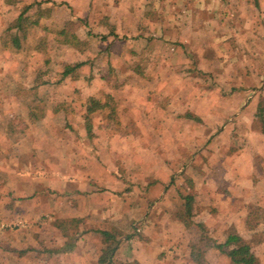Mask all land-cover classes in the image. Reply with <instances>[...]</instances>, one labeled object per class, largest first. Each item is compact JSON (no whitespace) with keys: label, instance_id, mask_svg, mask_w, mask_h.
I'll use <instances>...</instances> for the list:
<instances>
[{"label":"crops","instance_id":"obj_1","mask_svg":"<svg viewBox=\"0 0 264 264\" xmlns=\"http://www.w3.org/2000/svg\"><path fill=\"white\" fill-rule=\"evenodd\" d=\"M51 1L69 11L71 20L78 18V13L85 14L87 22L104 16L103 19L117 26L116 33L123 34L125 43L149 46L144 50L147 54L137 53L132 57L126 53V59L151 61L141 68L125 67L118 72L123 77L119 89L135 93L120 105L124 106L118 111L122 131L109 130L104 115L102 126L86 124L84 132L79 126L70 135L71 139L57 134L48 138L37 131V140L31 138L28 125L53 116L74 129L84 122L85 115L92 118L104 113L90 112L88 100L101 99L105 97L101 92L110 93V89H98L97 85L87 88L92 92L83 102L73 94L55 97L51 101L52 110L49 105L46 114L38 120L31 116L30 109L21 120L16 115L18 109L31 103L13 95L19 87L35 95L45 90L76 93L83 84L80 83L84 78L82 68L60 84L61 76L54 84L21 83L13 89V85V88L4 87L0 79V111L15 113L14 121L9 117L5 126L8 128L11 123L14 128L20 120L25 127L23 136L13 132V128L9 131L0 127V171L11 172L6 180H0V189L6 190L0 195L2 226H11L13 219L21 221V228L28 227L25 223L28 220H37L41 225V221L54 219L58 228L53 227L65 236L69 231L63 223L71 220L77 222L71 234L80 233L78 240L65 242L57 252L48 246L29 248L34 242L29 237L28 244L23 242L20 250H29V256L37 255L38 264L49 261L50 264H100V259L114 246L110 264H223L224 261L233 264L226 254L207 247L205 240L223 244L230 235H237L256 252L250 242L255 229L249 226V221L251 206L256 216L264 219V34L251 38L240 37L234 29L233 33L224 31L232 27L230 18L224 21L231 16L228 12L232 6L229 11L224 6L228 7L233 0H16L15 3H28L23 10L25 17L40 9L45 17L35 26H42L54 7ZM235 2L243 10L251 5V0ZM257 3L264 10V0ZM114 11H118L117 20ZM23 12H17V22ZM255 26L264 28V19L250 22V27ZM239 40L247 45L241 54L237 49ZM224 42L235 49L228 63L222 54ZM233 42L236 47L232 46ZM2 44L0 33V48ZM179 48L181 59L176 56ZM9 58L0 53V64H9ZM180 60L184 64L181 69ZM1 68L0 77L4 73L13 76L11 69ZM89 71L88 79L93 76L92 79L105 81L98 72L92 73L91 68ZM150 74L156 78L145 86L127 82V77L137 80L140 75ZM244 75L249 76L246 81L240 78ZM213 78L217 81L215 85L211 84ZM9 91L12 94H3ZM138 93L141 96L153 93L157 100L141 102L136 98ZM208 96L216 98L214 104L211 105ZM65 106H70V111H65ZM124 111L129 124L123 122ZM3 122L0 114V124ZM60 130L64 131V127L60 126ZM146 136L154 139L155 152L165 157L157 169L144 166L143 156L147 154L142 141ZM44 139L51 142V151L42 145ZM42 151L48 154L47 159ZM229 153L236 156L230 170L224 162ZM36 154L39 167L35 162L32 166L30 163ZM251 155L256 158L250 159ZM252 163L263 169L257 170ZM120 166L121 172L117 169ZM26 171L37 173V177H30L29 186L18 182L25 179ZM228 171L236 173V180H227ZM223 184L229 185L228 191ZM30 189L33 193L28 194ZM23 202L28 208L20 218L13 209ZM136 226L139 227L135 230ZM258 228L264 237V220ZM118 235L126 236L121 240ZM116 239L119 242L115 245ZM194 251L202 252L201 262L194 258ZM209 254L210 258L213 255L212 259L207 258ZM57 258L60 263L55 261Z\"/></svg>","mask_w":264,"mask_h":264},{"label":"rangeland","instance_id":"obj_2","mask_svg":"<svg viewBox=\"0 0 264 264\" xmlns=\"http://www.w3.org/2000/svg\"><path fill=\"white\" fill-rule=\"evenodd\" d=\"M234 1V2H233ZM229 1L228 7L224 6L228 11L231 9L229 8L232 6V11L228 12L230 13V17H226L224 21L228 20L227 18H230L232 20L231 24L232 27H226L224 31L226 30L227 32L231 31L233 33V29L236 31L240 37H245L249 36L251 38L257 37V35L264 34V28H261L260 26H255V27H250V22L254 21L255 23H259L261 19H264V10H261L262 6L258 5L257 0H251V5L243 6V9L238 8L239 4L235 2V0ZM53 3L54 7L51 9L50 15L47 19H44L42 22V26H35V25H28L27 23L24 24L20 28H16L17 26V12H23L25 9L26 4L28 3H14V0H0V33L2 37H6L8 40H10V35H16L20 38L22 48L21 49H15L14 47L11 48H6L5 46L1 45V48L3 49V52H1L0 48V53L2 55L6 56V58H9V64L5 62V64L2 62L0 64V67L3 69L5 67L11 69V71H14L13 76L11 74L4 73L0 79L2 80L3 86L7 88H14L15 89L17 84L25 83L29 84L32 86L35 85H40V84H54L56 80L61 76V73L66 67H73L76 64L83 63V65L80 67L82 68L81 70V77L83 83L80 87L81 89H78L76 93H71V92H54V91H42L38 95H29L25 100L29 101L31 103L29 106L31 108H34L37 112L38 115H44L46 114V110H48V106L52 105L50 111L53 108L54 104H51L52 100H56L55 97H62L64 95H71L73 94V97H75L79 102H83L86 98L87 95L92 92L88 90L87 88H93L95 85H97L98 89H102L103 87H106V89H110V93L106 90V92H101L104 93L105 96H113L116 95L113 99L114 104H117V107L120 106L121 104L127 102L126 100L129 99V95L135 94L132 91H124L122 92L120 88V82H123V77L118 74V72L123 71L125 67H130V68H141L147 63H149L151 60L150 59H140V60H129L126 59V55L130 54V56H135L137 53H142V54H147L144 50L146 44L142 45H130L128 43H125V39L121 36L123 34H117L116 31L119 29L115 24L113 25L110 23V20L107 21L106 19H103L102 17L104 16H97L94 19H88L85 14H80L78 13V18H74L73 20L70 19V12L65 11L64 9L60 8L62 5H57V3L51 1V4ZM11 4V5H10ZM13 6V8H12ZM56 6V7H55ZM224 8V9H225ZM10 9V10H9ZM98 13V12H97ZM114 15V18L117 20L118 16V11H114L112 13ZM81 15V16H80ZM31 16V15H30ZM109 19V18H108ZM247 20V21H246ZM230 24V25H231ZM234 24V26H233ZM237 24V25H236ZM92 25H94L92 27ZM224 25V24H223ZM229 25V24H226ZM12 27V30L7 33V29ZM62 27V28H61ZM67 29L70 33L78 35L77 37L79 38L80 42L77 44V46H69V45H64L61 43H58L56 40V36L54 32H56L58 29ZM219 28L216 29V32H218ZM221 30V29H220ZM4 31V33H3ZM225 31V32H226ZM175 35H177V31H174ZM230 34V33H228ZM130 38V37H128ZM47 41L46 43V52H38L35 50V47L41 42V40ZM227 42V41H226ZM224 42L223 43V59L225 63L229 62V59L231 58V55H234L235 49L227 45L228 43ZM239 47L237 49L238 53H242L243 48L246 47V43L243 40H239L238 42ZM232 45V43H231ZM233 47L235 46L233 42ZM236 47V46H235ZM148 50V49H147ZM179 52L176 53L177 59L182 58V51L181 48H179ZM127 53V54H126ZM126 54V55H125ZM12 59L14 61H12ZM46 59H49L46 62ZM181 63L178 64L179 69H181L182 60H180ZM228 61V62H227ZM184 65V64H183ZM158 68L160 66H157ZM184 67V66H183ZM1 68V69H2ZM79 68V70H80ZM89 68L93 71L92 73L98 72V75L101 76L105 81L102 82L101 80L98 79H92L89 78ZM156 71H158L156 69ZM245 72V70H244ZM85 75V76H84ZM248 75H244L240 77L243 81H246ZM156 78L155 76L150 75H140L139 78L136 80L135 77H127L128 81L127 82H132V83H137L138 85L145 86V84L149 81L152 82V80ZM100 79V78H99ZM178 79V77H177ZM64 79H62L60 83L63 82ZM240 80V79H239ZM175 82V81H174ZM216 80L213 78L211 81V84H216ZM58 83V82H57ZM245 83V82H244ZM13 85V86H11ZM206 85H209V83ZM10 95L12 94L11 91L3 93ZM144 94V93H143ZM138 95L136 98L138 100L143 101L144 103L148 101H153L157 100L156 96L152 93V95L149 94H144L141 96V93L136 94ZM208 99H210L211 105L215 103L216 98L214 96H208ZM23 99V101H24ZM31 99V100H30ZM123 101V102H122ZM44 102L45 105H44ZM50 103V104H49ZM233 105V104H232ZM67 107V108H65ZM65 111H70V106H65ZM124 106L118 107V111L120 109H123ZM29 109L28 107H23L20 106L18 109V113L16 115L19 116V118L22 120L23 117H26L28 115ZM74 112V111H73ZM108 110L104 111V113H97L93 115L92 118L88 117L87 115L84 116V122L82 121L80 125H75L74 129H72L69 125L68 127L65 126V123L63 119H55V117H51L50 119L47 117L43 122L41 123H36L32 124L30 127L31 131V138H36L38 140V132H43L42 135H45L44 137H50L53 138L57 134L60 137L71 139L72 137L70 135H74V132H77V128L80 126V130L84 132L86 131L85 128H87L86 124H89L91 126L96 125H103L101 123L104 115H107ZM1 117L4 119V122L0 124V127L4 130L8 129L9 131H12L13 126L10 123V126L7 128L6 121H9L13 117H15V113H12L10 111H0ZM80 114V113H78ZM126 114V115H125ZM124 120L123 122L125 124H129L127 122V112L125 113L124 111ZM88 117V119H87ZM225 117V116H224ZM12 118V121L14 119ZM48 121V122H47ZM63 123V124H60ZM60 126L64 127V131L60 130ZM59 127V128H58ZM24 124L22 121H16L15 122V127L13 128L15 133L18 135L23 136L25 133L22 132L24 129ZM1 129V130H2ZM27 130V129H25ZM122 130V129H121ZM76 139V138H75ZM73 139L72 141H74ZM77 140V139H76ZM38 143L40 141H37ZM55 143V141H53ZM69 142V141H67ZM224 142V141H223ZM143 144V150L146 151L147 155L143 156V161H144V166L146 168L152 167L154 169H157L159 164H161L162 160L165 157L159 156L157 152V148L154 145L155 141L151 137H147L143 139L142 141ZM43 146H46L47 149L50 147H53L51 142L49 140L47 141L46 139L43 140L42 143ZM50 150V149H49ZM51 151V150H50ZM156 151V152H155ZM44 154L43 158L47 159V155L45 151H42ZM229 153V156H225V165L228 168V170L231 169L233 166V160L234 157H232ZM120 154L117 157V161L120 163L122 161ZM39 156V152H38ZM37 154L32 156V162H35L36 165L39 167V158ZM42 158L41 156H39ZM250 159L256 158V156H249ZM42 158V159H43ZM40 159V160H42ZM114 159V158H111ZM116 159V158H115ZM253 161V160H252ZM255 162V160H254ZM44 163V162H43ZM42 164V163H41ZM49 164V163H48ZM48 164L47 165L48 167ZM232 164V165H231ZM118 165V164H117ZM121 165V164H120ZM124 164H122L123 166ZM255 166L256 169L258 168L259 170L263 169L259 164L252 163V167ZM260 166V168H259ZM120 167H117L120 172L122 171ZM257 169V170H258ZM117 170V173H118ZM119 172V174H121ZM229 177H227V180L234 181L236 180V173L234 171H228ZM11 173V172H10ZM9 172H4L0 171V180H6L8 178V175L10 176ZM23 174V173H22ZM37 173L35 174V171H26L25 172V181L23 179L19 180L18 182L21 184H30L31 179L30 177H37ZM18 176V175H17ZM18 179L20 177H14V179ZM28 181V182H27ZM25 182V183H24ZM3 182H1L2 184ZM16 184V183H15ZM224 185V184H223ZM29 186V185H28ZM228 184L224 185V190L228 191ZM0 195L2 196L6 190L0 189ZM4 191V192H3ZM27 192V191H26ZM28 194L33 193V189H30ZM35 193V192H34ZM18 197H21L19 194ZM32 198V197H31ZM22 202V201H21ZM17 203V202H16ZM17 205H21L20 207ZM16 207H19L18 209L21 211L19 212L17 208H14L13 210L17 213H19V217L21 218V214L23 211L27 210L28 204H25L24 202L21 204H16ZM48 208V207H47ZM33 210V206L30 205V211ZM48 210V209H47ZM46 211V210H45ZM48 213V212H47ZM250 221H249V226H252L255 229V234L254 236L250 239V242L255 245L254 247L256 248V252H254L257 257L260 260L261 264H264V250L263 244H264V237L260 235L256 228H258V225L261 226L262 223V217L256 216V210L254 206L250 207ZM24 221V220H23ZM37 220H28V222L24 221L26 225L28 226L27 228H21V221L19 219H13L11 222V226H2L3 220L0 219V260L2 261V264H38L36 261L37 255L35 256H29L30 251H27L25 254H22L21 252L23 250H20V247L22 246L21 244L24 242V244H28V237L29 240H33L31 244H29V248L31 245H38L41 247V249H46L48 248L53 249V251L57 252L60 247H63L65 242L67 243H73L75 240H78L80 238V233L72 232L71 234V229L76 225V221H65L63 223L64 229H68L69 234L67 236H62L61 235V230L57 229L56 230V223L54 222V219H47L45 221H41L38 224L35 222ZM23 222V223H24ZM55 223V225H54ZM20 225V226H18ZM56 226V227H53ZM3 227V228H2ZM136 226L135 230L137 229ZM20 228L23 229L20 231ZM58 228V227H57ZM259 229V228H258ZM198 232V231H197ZM258 232V233H257ZM126 236V235H124ZM119 236L118 238H122L121 240H124L125 237ZM206 244H210V241L207 239L205 240ZM14 247V250L12 249ZM59 247V248H58ZM12 249V251H11ZM17 249V250H15ZM48 253V251H45ZM45 254V253H44ZM207 258H210V254L207 255ZM213 258V255H211V258ZM55 261L59 262V258H57ZM224 261V260H223ZM54 262V261H53ZM52 262V263H53ZM60 263V262H59ZM50 264V261H49ZM223 264H226V261L223 262Z\"/></svg>","mask_w":264,"mask_h":264},{"label":"trees","instance_id":"obj_3","mask_svg":"<svg viewBox=\"0 0 264 264\" xmlns=\"http://www.w3.org/2000/svg\"><path fill=\"white\" fill-rule=\"evenodd\" d=\"M16 0H14V3ZM33 5L40 6L41 3H32ZM45 17V14L41 13L40 9H38V12L34 13L31 16L25 17V12L21 13L18 17L17 22V29L22 27L24 24L28 25H39V22L41 18ZM12 30V27L7 29V33H9ZM56 36V40L58 43L69 45V46H77L79 44L80 40L77 37L76 34L70 33L67 29H61L54 32ZM10 40H8L6 37L3 38V46L6 48L14 47L15 49H21L22 44L21 40L16 35H10ZM46 43L44 39L41 40V42L35 47V50L38 52H46ZM49 59H46V62ZM83 63L76 64L73 67H66L63 72L61 73V78L64 79L68 77L69 75H72L77 69H79ZM34 89V88H33ZM35 92H27L22 89V87H19L15 94H13L15 97L20 98L23 100L29 95H33ZM112 96H105L101 99H97L96 97H91L88 100V107L90 112H102L107 111L108 114L106 115V121H107V128L113 132H120L121 130V123L119 120V112L117 104H114ZM28 109H30V114L32 117H34L35 120H38L43 115H38L36 110L34 108H31V106H28ZM91 130V129H90ZM188 200L192 199L191 197H187ZM106 236H110L108 232H104ZM67 236V235H65ZM119 242L118 239H116L115 245ZM207 247H214L220 252L226 254L231 262L233 264H261L259 258L257 255L253 252L251 245L244 241L242 237L237 235H230L228 237V240L223 244H208ZM29 250H23L21 253L25 254ZM115 252V246L107 253L104 254V256L100 259V264H110L111 258L113 256V253ZM203 255L202 252L198 251V253H195L194 251V258L197 262H201ZM0 264H2V261L0 260Z\"/></svg>","mask_w":264,"mask_h":264}]
</instances>
